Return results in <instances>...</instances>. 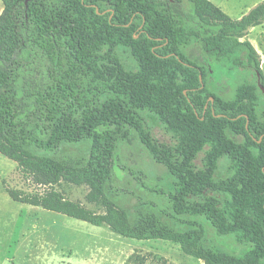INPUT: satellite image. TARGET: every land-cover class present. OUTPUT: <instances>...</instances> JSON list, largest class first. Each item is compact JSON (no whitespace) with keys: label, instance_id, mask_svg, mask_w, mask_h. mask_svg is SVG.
Wrapping results in <instances>:
<instances>
[{"label":"trees","instance_id":"16d2710c","mask_svg":"<svg viewBox=\"0 0 264 264\" xmlns=\"http://www.w3.org/2000/svg\"><path fill=\"white\" fill-rule=\"evenodd\" d=\"M3 2L0 153L50 188L8 189L10 197L126 238L171 241L204 264H264V73L244 40L264 25V1L239 20L210 0ZM196 44L224 72L247 73L232 96L211 90V70L188 54ZM149 115L173 144L153 136ZM134 137L174 179L173 189L149 190L145 199L117 185L120 168L140 181L120 167L121 148ZM84 144L89 154L69 149ZM224 158L230 173L217 179ZM62 183L90 186V201L104 213L54 189ZM198 219L246 249L234 253L209 239Z\"/></svg>","mask_w":264,"mask_h":264},{"label":"rangeland","instance_id":"374dc122","mask_svg":"<svg viewBox=\"0 0 264 264\" xmlns=\"http://www.w3.org/2000/svg\"><path fill=\"white\" fill-rule=\"evenodd\" d=\"M210 1L215 3L216 0ZM244 1L246 0H229V3L238 8L241 4L242 10ZM4 9V2L0 0V16ZM238 15L234 14L231 18ZM256 42L263 48L264 38H259ZM121 53L128 68L134 69L136 63L131 52L121 49ZM188 54L191 60L211 70L209 87L221 96H232L235 86L248 77L245 71L224 72L205 55L200 44L188 49ZM262 103L264 107V97ZM148 118L153 136L160 142L173 144L171 135L165 131L160 121L152 115ZM69 149L89 154L91 144L72 146ZM104 150L103 148L102 154ZM203 157L204 154H201L197 160L199 167L203 166ZM122 166L131 169L140 181L134 183L132 176L120 168L116 172L117 185L136 196L149 199V190L161 189L162 186L168 190L173 189L174 179L168 177L164 167L154 162L137 137H134L133 144L122 146L120 167ZM229 173V161L224 158L219 163L216 178H225ZM160 177L163 181H159ZM8 189L36 194L50 188L36 185L16 162L0 153V264H204L203 261L185 254L179 244L161 239L139 241L126 238L114 233L107 225L97 227L60 213L15 202ZM54 189L87 209L98 213L105 211L102 205L90 201L92 190L88 185L62 183L54 186ZM131 203L136 204V200ZM165 203L166 199H161L160 205ZM198 220L206 226L209 239L234 253L246 249L237 242L235 236H218L210 222L205 219Z\"/></svg>","mask_w":264,"mask_h":264},{"label":"crops","instance_id":"0c3cea01","mask_svg":"<svg viewBox=\"0 0 264 264\" xmlns=\"http://www.w3.org/2000/svg\"><path fill=\"white\" fill-rule=\"evenodd\" d=\"M263 1L260 0H246L243 3L244 8L241 10V4L239 5L240 8H238L235 5H231L229 3V0H216L215 5L220 7L228 16L232 17L234 14H239L238 17H233L232 19L239 20L246 14H248L254 7H256L258 4H260ZM241 3V2H240ZM227 8V9H226ZM259 38H264V25L258 26L253 28L249 35L244 39V40H249L253 46L256 48L258 51L260 57H261V68L264 73V45L263 48L258 45L256 40H259Z\"/></svg>","mask_w":264,"mask_h":264},{"label":"water","instance_id":"95a60500","mask_svg":"<svg viewBox=\"0 0 264 264\" xmlns=\"http://www.w3.org/2000/svg\"><path fill=\"white\" fill-rule=\"evenodd\" d=\"M262 91L264 92V87H261ZM211 101H214V98H211Z\"/></svg>","mask_w":264,"mask_h":264}]
</instances>
